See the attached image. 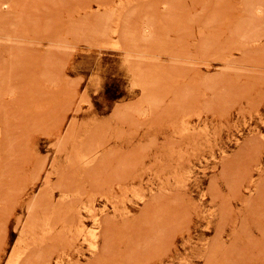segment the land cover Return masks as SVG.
Masks as SVG:
<instances>
[{"label":"rangeland","instance_id":"374dc122","mask_svg":"<svg viewBox=\"0 0 264 264\" xmlns=\"http://www.w3.org/2000/svg\"><path fill=\"white\" fill-rule=\"evenodd\" d=\"M0 264H264V0H0Z\"/></svg>","mask_w":264,"mask_h":264},{"label":"bare ground","instance_id":"6f19581e","mask_svg":"<svg viewBox=\"0 0 264 264\" xmlns=\"http://www.w3.org/2000/svg\"><path fill=\"white\" fill-rule=\"evenodd\" d=\"M98 223V222H97ZM88 235V234H87ZM24 252V251H23Z\"/></svg>","mask_w":264,"mask_h":264}]
</instances>
